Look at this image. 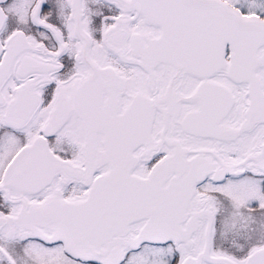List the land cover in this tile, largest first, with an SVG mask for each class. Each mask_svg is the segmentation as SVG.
<instances>
[{"label": "snow or ice", "instance_id": "obj_1", "mask_svg": "<svg viewBox=\"0 0 264 264\" xmlns=\"http://www.w3.org/2000/svg\"><path fill=\"white\" fill-rule=\"evenodd\" d=\"M0 264H264V0H0Z\"/></svg>", "mask_w": 264, "mask_h": 264}]
</instances>
